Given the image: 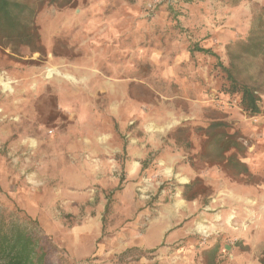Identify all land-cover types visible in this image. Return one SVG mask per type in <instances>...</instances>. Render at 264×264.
<instances>
[{
  "label": "rangeland",
  "instance_id": "rangeland-1",
  "mask_svg": "<svg viewBox=\"0 0 264 264\" xmlns=\"http://www.w3.org/2000/svg\"><path fill=\"white\" fill-rule=\"evenodd\" d=\"M262 4L48 0L30 19L38 43L0 48V213L15 207L37 222L47 251L43 264H204L201 250L217 240L223 246L218 264H259L264 201L247 197L251 187L258 195L264 191L258 187L264 173L246 163L260 182L242 185L210 163L215 151L210 158L192 155L201 143L194 129L214 118L225 120L229 132H240L242 162L258 141L245 128L260 114L249 116L240 94L225 91L220 63L228 66L226 44L255 27ZM195 45L216 56L192 50ZM230 52L240 79L249 85L264 79L261 56ZM95 73L110 81L109 88H121L113 81L126 79L128 98L144 113L136 110L128 123L115 119L107 93L90 89ZM95 86L105 88L102 82ZM159 112L156 129L144 125L155 123ZM180 125L192 128L187 151L167 137ZM132 138H143L137 143L144 156L130 177L122 151ZM117 149L112 167L92 160L94 152ZM195 177L213 191L206 204L182 197L180 186ZM238 241L247 247L241 250ZM130 247L144 253L117 263Z\"/></svg>",
  "mask_w": 264,
  "mask_h": 264
},
{
  "label": "trees",
  "instance_id": "trees-1",
  "mask_svg": "<svg viewBox=\"0 0 264 264\" xmlns=\"http://www.w3.org/2000/svg\"><path fill=\"white\" fill-rule=\"evenodd\" d=\"M48 0H0V48L3 50L11 44H23L35 46L39 41L36 27L30 19L35 14L36 8ZM56 1V0H49ZM191 1V0H190ZM240 0H230L235 5ZM255 27L250 28L241 40H234L226 44L229 53L228 66H220L226 73L227 82L223 86L227 93L240 94V107L249 116L260 114L259 103L264 93V79L257 84L249 85L240 79L239 72L233 62L232 48H238L241 53L254 58L262 57V71L264 72V0L256 17ZM192 50L216 56L209 48L195 45ZM230 125L222 118H214L208 122L206 127H197L194 130L201 135L200 149L193 154L194 158H210L215 151V157L211 164L220 168L230 181L242 185H254L260 179L252 173L247 164L241 161L245 155V148L240 142L241 134L238 130L228 131ZM192 128L188 125H180L173 128L167 137L182 146L184 151L192 148ZM190 156V157H192ZM146 160H143L140 171L145 168ZM181 187L182 197L186 200L199 199L206 204L212 194L210 186L195 177L189 183ZM5 209V208H4ZM109 209V201L105 205V211ZM3 210V209H2ZM15 207L10 212L0 213V264H43L47 251L40 243L37 222L21 213ZM21 213L22 215H20ZM236 245L243 250L247 247L241 241ZM223 251L220 240L203 248L201 255L204 264H218L217 257ZM137 247H130L122 251L117 257V263L126 259L143 254ZM259 264H264V252L258 258Z\"/></svg>",
  "mask_w": 264,
  "mask_h": 264
},
{
  "label": "crops",
  "instance_id": "crops-1",
  "mask_svg": "<svg viewBox=\"0 0 264 264\" xmlns=\"http://www.w3.org/2000/svg\"><path fill=\"white\" fill-rule=\"evenodd\" d=\"M252 22L250 24H252ZM249 27H251V25ZM247 32H246V34H247ZM102 76L103 75H101L100 73L94 74L93 77L95 79L93 78L94 79L93 80L94 81L93 88H90V89H91V91H99L100 90L102 92L107 93V95H108L107 97H108V101H109L108 109H110V113L112 116L115 117V119L117 118L118 121H124L126 119L127 123H128V122H130V120H128L129 115H131L136 110H137V112L144 113V111H142L141 109H138L139 107L135 103H133L130 98H128V88L126 86V83H127L126 79L113 81V82L117 83L118 85H120L121 88H109L112 84H110V81H108V80H102V78H101ZM99 82L104 83L105 88H96L95 85L97 83L99 85ZM106 86L108 88H106ZM260 101H261V103H259V107L261 110L260 115L256 116L254 120L252 119V121H250L248 123L249 125H252V126H250V127L247 126V128H245L247 131V135L250 138V140H252V141L258 140V141L255 142V144L254 143L251 144V148L248 149V153H247L248 155L244 159V162L249 164L252 171H260V172L264 173V144H262L260 146L257 144L259 141H264V113H263V110H264V94H262ZM64 106H66V105H61V107H64ZM69 107H73V104H70ZM144 115L145 114H143V116ZM153 116H154L153 120L155 123H152L151 121H148V120L144 121L143 123H144V125H146L148 123L151 126H153V124H154V129H156V126H157L156 123L159 122L161 124V122H162L159 118V116H161V112L155 113ZM149 118L150 117H148V119ZM148 129L149 128H146L147 131H148ZM95 137H96L95 140H97V141H106L107 139L109 141L112 140V139H109L111 136H104L102 139H100L101 137H99L97 135H94V138ZM142 139L143 138H132V139H130V145H129L128 150H127V148L125 149V147H124L123 151H122L123 153L124 152L127 153V155H126L127 158L125 159V167L127 168L128 175H130V177L133 176L138 171V169L140 167V160L144 156V149H142V146L139 145V142L137 143V141H140ZM118 151L119 150L117 149V150H111V151L104 150V152H101V151L94 152L93 154H91V156L93 157L92 160L94 161V163L98 167H107V166L112 167V166H114V161L110 157L112 156V154H114L115 152H118ZM104 157H106V159H104ZM95 160H96V162H95ZM175 161H176L175 157L167 160L168 164H169V162H171L173 164ZM168 164H166V168H165L166 171L170 170V168H168ZM171 170H172V168H171ZM181 171H182V173L184 172L183 169ZM182 176H183V174H182ZM180 177H181V175H180ZM181 178L185 182L188 181V174L185 177H181ZM258 187L264 189V184H262ZM128 188H129V186H128ZM243 189L244 188H236L237 191H240ZM252 189H253V187L248 189L251 191L249 193L251 195V198L247 197V199H250L249 201H251V202L264 201V194L261 195L264 191H261V193L258 195L257 191L254 193L252 191ZM240 193H242V192H240Z\"/></svg>",
  "mask_w": 264,
  "mask_h": 264
}]
</instances>
